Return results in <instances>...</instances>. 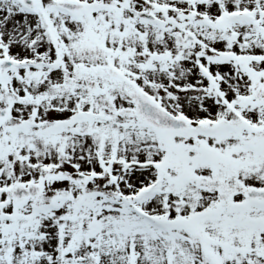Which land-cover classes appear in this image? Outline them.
<instances>
[{
    "label": "snow or ice",
    "instance_id": "obj_1",
    "mask_svg": "<svg viewBox=\"0 0 264 264\" xmlns=\"http://www.w3.org/2000/svg\"><path fill=\"white\" fill-rule=\"evenodd\" d=\"M0 264H264V0H0Z\"/></svg>",
    "mask_w": 264,
    "mask_h": 264
}]
</instances>
